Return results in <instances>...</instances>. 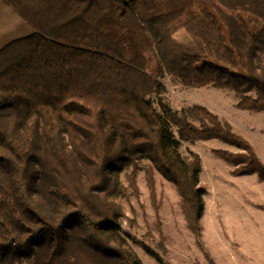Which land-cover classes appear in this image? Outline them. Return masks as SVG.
<instances>
[{
	"label": "trees",
	"instance_id": "obj_1",
	"mask_svg": "<svg viewBox=\"0 0 264 264\" xmlns=\"http://www.w3.org/2000/svg\"><path fill=\"white\" fill-rule=\"evenodd\" d=\"M3 1L33 32L0 48V264H143L121 227L139 170L151 193L154 170L173 184L200 242L201 157L182 143L220 141L264 180L228 121L164 97L166 80L212 87L264 114V0Z\"/></svg>",
	"mask_w": 264,
	"mask_h": 264
},
{
	"label": "rangeland",
	"instance_id": "obj_2",
	"mask_svg": "<svg viewBox=\"0 0 264 264\" xmlns=\"http://www.w3.org/2000/svg\"><path fill=\"white\" fill-rule=\"evenodd\" d=\"M179 39L182 32H176ZM187 38V37H186ZM165 100L179 109L201 104L228 121L245 136L264 162V114L233 106L227 90L186 88L166 80ZM181 150L200 155L199 181L205 186L200 242L184 225L178 194L171 182L154 170L153 192L139 170V195L123 202L127 220L122 222L127 242L143 264H161L138 243L159 255L165 264H264V180L255 174H233L232 166L213 154L214 148L233 149L217 140L182 143Z\"/></svg>",
	"mask_w": 264,
	"mask_h": 264
},
{
	"label": "crops",
	"instance_id": "obj_3",
	"mask_svg": "<svg viewBox=\"0 0 264 264\" xmlns=\"http://www.w3.org/2000/svg\"><path fill=\"white\" fill-rule=\"evenodd\" d=\"M33 32V28L15 10L0 0V48L14 40Z\"/></svg>",
	"mask_w": 264,
	"mask_h": 264
}]
</instances>
